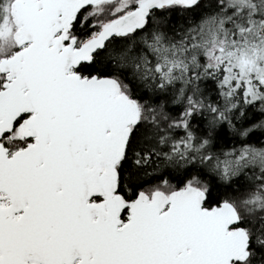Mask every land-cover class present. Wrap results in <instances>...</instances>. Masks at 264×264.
<instances>
[{
    "label": "snow or ice",
    "instance_id": "snow-or-ice-1",
    "mask_svg": "<svg viewBox=\"0 0 264 264\" xmlns=\"http://www.w3.org/2000/svg\"><path fill=\"white\" fill-rule=\"evenodd\" d=\"M0 264H264V0H0Z\"/></svg>",
    "mask_w": 264,
    "mask_h": 264
}]
</instances>
